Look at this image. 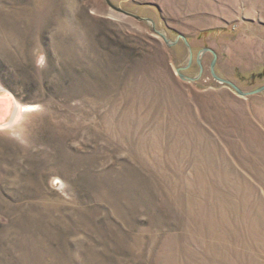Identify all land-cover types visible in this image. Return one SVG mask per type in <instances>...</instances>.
<instances>
[{
	"label": "rangeland",
	"instance_id": "rangeland-1",
	"mask_svg": "<svg viewBox=\"0 0 264 264\" xmlns=\"http://www.w3.org/2000/svg\"><path fill=\"white\" fill-rule=\"evenodd\" d=\"M110 2L264 85V0ZM187 59L105 0H0V264H264V91Z\"/></svg>",
	"mask_w": 264,
	"mask_h": 264
},
{
	"label": "water",
	"instance_id": "water-1",
	"mask_svg": "<svg viewBox=\"0 0 264 264\" xmlns=\"http://www.w3.org/2000/svg\"><path fill=\"white\" fill-rule=\"evenodd\" d=\"M105 2L111 9H114L115 11L119 12L120 14H122L124 16L130 17V18L138 20V21H143L145 23H148L150 25L151 31L153 33H155L157 36H159L162 39V41L165 43L166 46L171 47V46L177 44L179 40H181L184 43V45L188 51V59H187L186 65L179 66V67L175 68L177 76H179L180 79L185 80V81H190V82L197 81L203 72V65L201 64L202 63V56L204 53L209 52L212 55V60L209 63L210 64L209 65V72L211 74V77L214 78L215 81L230 87L231 89H233V91H235L238 95H240L242 97L251 96V94L255 95V94H258V93H261L262 91H264V85H261L255 89H252L249 91H242L232 81L228 80L227 78L224 79L222 77H219L215 72V65H214V64H216V59H217L216 53H215V51H213L212 49H210L208 47H204V48L198 50V52L195 56V62H196L195 64H197V66H198L197 75L194 77L184 76V74H182V70L188 69L191 65L190 63H192V61H193V52L191 51L192 48H191L190 44L188 43L186 36H184L182 34H177L176 36H174L175 38L171 40L170 38L167 37L166 34H164L162 31H160L159 29L156 28V25L154 24V21L152 19H150L148 17H144V16H139L135 13L121 9L120 6L113 5L110 2V0H105Z\"/></svg>",
	"mask_w": 264,
	"mask_h": 264
},
{
	"label": "bare ground",
	"instance_id": "bare-ground-1",
	"mask_svg": "<svg viewBox=\"0 0 264 264\" xmlns=\"http://www.w3.org/2000/svg\"><path fill=\"white\" fill-rule=\"evenodd\" d=\"M28 106H29L30 109L32 108V106H30V105H28ZM25 107H27V106L25 105Z\"/></svg>",
	"mask_w": 264,
	"mask_h": 264
},
{
	"label": "flooded vegetation",
	"instance_id": "flooded-vegetation-1",
	"mask_svg": "<svg viewBox=\"0 0 264 264\" xmlns=\"http://www.w3.org/2000/svg\"><path fill=\"white\" fill-rule=\"evenodd\" d=\"M261 77H264V74H262Z\"/></svg>",
	"mask_w": 264,
	"mask_h": 264
}]
</instances>
